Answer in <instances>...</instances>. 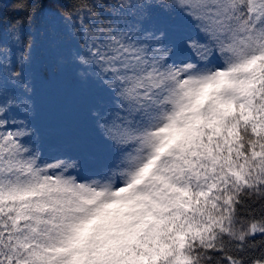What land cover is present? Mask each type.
Listing matches in <instances>:
<instances>
[{
  "label": "snow or ice",
  "instance_id": "1",
  "mask_svg": "<svg viewBox=\"0 0 264 264\" xmlns=\"http://www.w3.org/2000/svg\"><path fill=\"white\" fill-rule=\"evenodd\" d=\"M0 264H264V0H0Z\"/></svg>",
  "mask_w": 264,
  "mask_h": 264
},
{
  "label": "rangeland",
  "instance_id": "2",
  "mask_svg": "<svg viewBox=\"0 0 264 264\" xmlns=\"http://www.w3.org/2000/svg\"><path fill=\"white\" fill-rule=\"evenodd\" d=\"M4 15L6 17L13 15L11 12L5 10ZM61 86L68 91H75L83 95H89L91 87L89 85H80L70 76L62 78ZM37 113L35 115V122L38 128L41 129L45 138L51 142L57 136V130L60 127L59 119L54 116L52 107L49 101V92L46 87H42L37 97ZM83 118V114H81ZM66 147L76 153L78 150L71 141L66 144Z\"/></svg>",
  "mask_w": 264,
  "mask_h": 264
}]
</instances>
